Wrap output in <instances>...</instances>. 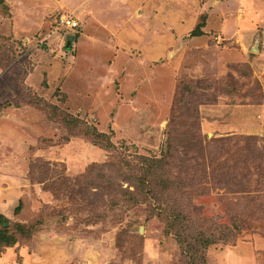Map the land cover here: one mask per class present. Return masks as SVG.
I'll return each mask as SVG.
<instances>
[{
    "label": "rangeland",
    "instance_id": "rangeland-1",
    "mask_svg": "<svg viewBox=\"0 0 264 264\" xmlns=\"http://www.w3.org/2000/svg\"><path fill=\"white\" fill-rule=\"evenodd\" d=\"M76 1L0 0V264H264V0Z\"/></svg>",
    "mask_w": 264,
    "mask_h": 264
},
{
    "label": "trees",
    "instance_id": "trees-1",
    "mask_svg": "<svg viewBox=\"0 0 264 264\" xmlns=\"http://www.w3.org/2000/svg\"><path fill=\"white\" fill-rule=\"evenodd\" d=\"M202 25L198 26L196 29H194L191 33V37H200L202 36V31H201ZM105 137L103 134H97L96 138H101ZM106 146L109 145V142H104ZM103 146V145H102ZM20 202L17 205V207L14 209V214H17L20 210ZM12 226V228H11ZM14 228H19L20 230L23 228L20 224H15L14 222H11L8 218H6L3 215H0V244L2 248H9L12 247L16 243V238H15V231ZM204 247H207L209 245H213L216 242L211 241V240H203L201 242ZM1 249V248H0Z\"/></svg>",
    "mask_w": 264,
    "mask_h": 264
},
{
    "label": "built area",
    "instance_id": "built-area-1",
    "mask_svg": "<svg viewBox=\"0 0 264 264\" xmlns=\"http://www.w3.org/2000/svg\"><path fill=\"white\" fill-rule=\"evenodd\" d=\"M59 25L68 30H76L79 26V23L72 14H67L59 18Z\"/></svg>",
    "mask_w": 264,
    "mask_h": 264
},
{
    "label": "crops",
    "instance_id": "crops-1",
    "mask_svg": "<svg viewBox=\"0 0 264 264\" xmlns=\"http://www.w3.org/2000/svg\"><path fill=\"white\" fill-rule=\"evenodd\" d=\"M81 1H82V0H77L76 2H78V3L80 4Z\"/></svg>",
    "mask_w": 264,
    "mask_h": 264
}]
</instances>
